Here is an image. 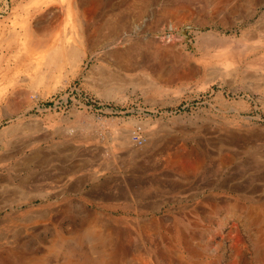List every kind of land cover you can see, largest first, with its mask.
Instances as JSON below:
<instances>
[{
    "label": "rangeland",
    "instance_id": "rangeland-1",
    "mask_svg": "<svg viewBox=\"0 0 264 264\" xmlns=\"http://www.w3.org/2000/svg\"><path fill=\"white\" fill-rule=\"evenodd\" d=\"M79 2L0 0V264H264V0Z\"/></svg>",
    "mask_w": 264,
    "mask_h": 264
},
{
    "label": "bare ground",
    "instance_id": "bare-ground-1",
    "mask_svg": "<svg viewBox=\"0 0 264 264\" xmlns=\"http://www.w3.org/2000/svg\"><path fill=\"white\" fill-rule=\"evenodd\" d=\"M57 1L59 0H35V2H40L39 5H41V7H43L44 5L46 7H49V6H52L57 4ZM73 1H76V0H73ZM78 1V0H77ZM82 0H80L81 2ZM79 2V3H80ZM21 3V2H20ZM19 3V4H20ZM32 2L29 1V3H27L28 6L31 5ZM75 3V2H74ZM86 3V2H85ZM85 5V4H84ZM83 5V6H84ZM82 6V7H83ZM88 6V5H87ZM7 7V6H6ZM15 7V6H14ZM58 7L61 9V6H59L58 4ZM26 8H28L26 6ZM64 7H62L63 9ZM74 8V7H73ZM79 8V7H78ZM52 9V8H51ZM89 9V8H88ZM31 11V10H30ZM79 12V10H77ZM58 12V11H57ZM56 12V13H57ZM84 12V10H83ZM81 13V12H80ZM86 13V12H84ZM23 14V13H21ZM30 14V13H29ZM38 14V13H37ZM77 14V13H76ZM35 16V15H34ZM82 16V15H81ZM23 17V16H22ZM27 17V15H26ZM25 17V18H26ZM32 19V18H30ZM29 19V20H30ZM83 19V18H82ZM28 20V21H29ZM35 20V19H34ZM39 20V19H38ZM85 20V19H84ZM113 22V21H112ZM32 23V21H31ZM26 24V23H25ZM110 25V24H109ZM37 26H39V24H37ZM41 27V26H40ZM105 27V26H104ZM103 27V28H104ZM119 27V26H118ZM10 28V27H9ZM7 28V30L9 29ZM17 28V27H16ZM38 28V27H37ZM36 28V29H37ZM102 28V29H103ZM27 29V28H26ZM40 29V28H39ZM43 29V28H42ZM106 29V28H105ZM120 29V28H119ZM17 31V30H16ZM11 33V32H10ZM13 33V32H12ZM16 33V32H15ZM14 33V34H15ZM21 33H22V29H21ZM25 33V36L26 38H24L23 42L19 44V53L21 54L20 56H17L16 58H7L5 60V63H6V66L2 69H0V106L1 105H7L10 101H11V97L13 96V92L14 91V86L13 84L11 83H7V85H2L3 84V80L5 79V76L7 74H10V72H12L13 69H15V73H17L18 71H20L21 68H11L10 64L9 63H12V65H15V66H18V64H21V66H24L25 62H30L29 64L27 63L24 67V68H32V64H34V60L36 59L35 57H37L38 54L35 53V50L37 48L33 38L31 37L32 39V43L30 45V43L28 41H30V33H32L30 30H26ZM115 34V32H114ZM118 34V33H117ZM17 35V34H15ZM21 35V34H20ZM33 35V34H32ZM4 36V35H3ZM22 36V35H21ZM110 36V35H109ZM10 37V36H9ZM8 37V38H9ZM121 37V36H120ZM119 37V38H120ZM253 37V36H252ZM123 38V37H122ZM251 38V37H250ZM255 38V36L253 37ZM106 39V38H105ZM118 40V38L116 39ZM120 40V39H119ZM205 41V40H204ZM211 41V40H210ZM34 42V43H33ZM117 43V41H115ZM209 42V41H208ZM210 46L211 48H214V47H224V48H230V47H233L234 45H239L240 42L237 41L236 42H233V41H228L226 39H222V38H219L218 36L216 37H212V41L210 42ZM206 44V43H205ZM13 45V44H12ZM206 46V45H205ZM214 46V47H212ZM236 46V47H237ZM46 47V46H44ZM43 47V48H44ZM208 47V46H207ZM11 48V47H10ZM243 48V47H242ZM17 49V47H16ZM207 49V48H206ZM208 49H210L208 47ZM239 49V48H238ZM6 50V49H5ZM9 50V49H8ZM71 50V49H70ZM205 50V49H204ZM236 51V50H235ZM234 51V52H235ZM42 52V51H39V53ZM60 52V51H59ZM200 52V51H199ZM248 52V51H247ZM70 53V52H69ZM224 55H230L231 53H233V51H231V48H230V51H223ZM257 54V53H256ZM7 55V54H6ZM70 55V54H69ZM258 55V54H257ZM202 56L204 57V66L205 67H210V66H213V65H216L217 67L223 69V71L227 72L228 68L229 67H234L237 74L241 75V69L245 68L246 70H249V69H253L256 67H264V48L262 49V54L257 56L256 58H210L209 55L203 53ZM234 55H232L233 57ZM67 58V57H66ZM2 65V64H1ZM34 66V65H33ZM13 67V66H12ZM213 69V68H212ZM28 71V70H27ZM245 71V70H244ZM217 72V71H215ZM220 72V71H219ZM229 72V71H228ZM243 74V73H242ZM11 88V89H10ZM225 106H227L225 104ZM228 111V110H227ZM163 151V150H162ZM38 153V152H37ZM40 153H38L39 155ZM36 154V156H38ZM33 158L31 159H28L26 160V162L23 164L24 167H25V170L26 171H31V167L34 166H38V161H36V158L34 156H32ZM41 158V157H40ZM34 159V160H33ZM38 160V159H37ZM42 160V158H41ZM40 162V161H39ZM41 163V162H40ZM39 166H41L39 164ZM86 166V165H85ZM37 168V167H36ZM39 169V168H38ZM42 169V167H41ZM73 171V170H72ZM72 173V172H71ZM33 180V179H32ZM36 180V179H35ZM29 182V181H28ZM4 183V182H3ZM19 184L21 183H26L24 181H18ZM69 258V257H68ZM101 259V258H100ZM68 261V260H67ZM70 261V259H69Z\"/></svg>",
    "mask_w": 264,
    "mask_h": 264
},
{
    "label": "built area",
    "instance_id": "built-area-1",
    "mask_svg": "<svg viewBox=\"0 0 264 264\" xmlns=\"http://www.w3.org/2000/svg\"><path fill=\"white\" fill-rule=\"evenodd\" d=\"M135 141L138 142V143H140L141 138L137 135V136H135Z\"/></svg>",
    "mask_w": 264,
    "mask_h": 264
}]
</instances>
